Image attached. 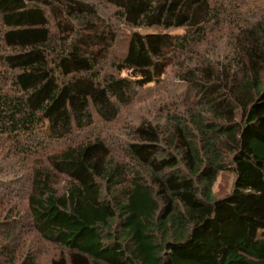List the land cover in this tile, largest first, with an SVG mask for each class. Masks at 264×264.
Here are the masks:
<instances>
[{"label": "trees", "instance_id": "16d2710c", "mask_svg": "<svg viewBox=\"0 0 264 264\" xmlns=\"http://www.w3.org/2000/svg\"><path fill=\"white\" fill-rule=\"evenodd\" d=\"M100 1L129 29L123 36L81 0H0V150L45 157L49 170L31 174L28 216L63 253L32 250L2 202L0 264H264V21L245 26L244 0ZM219 26L243 40L237 73L183 66L206 118H174L166 137L139 124L130 164L100 138L67 144L94 115L116 121ZM51 142L65 147L44 153ZM226 171L234 187L218 199ZM52 176L68 180L65 191Z\"/></svg>", "mask_w": 264, "mask_h": 264}, {"label": "rangeland", "instance_id": "374dc122", "mask_svg": "<svg viewBox=\"0 0 264 264\" xmlns=\"http://www.w3.org/2000/svg\"><path fill=\"white\" fill-rule=\"evenodd\" d=\"M81 1L95 6L103 17L109 19L113 26H116L119 36H123L129 31L124 22L115 18V9L109 4L100 0ZM243 3L246 4L244 11L249 10L250 12L245 21L248 24L245 26L264 21V0H244ZM226 7L228 9L223 12L224 17H228L230 12L229 4ZM234 30L236 27L229 30L224 26L216 28L204 42L195 48L194 53L183 56L174 62L161 84L140 90L138 98L129 107L122 110L116 121L106 124L94 115V125L83 130H76L67 140V144L79 145L100 138L108 144L115 160L128 162L125 157L126 144L132 139L134 128L139 124L150 122L160 129L163 137H166L173 126L170 121L174 118L189 123H195L191 119V114L201 113L206 118L205 110L199 103V95L191 85L184 81L183 72L186 71L185 67L202 68L211 62V66L217 69L221 67L237 73L238 62H240L239 42L243 40H237V34L240 33ZM44 144L48 146L44 153L65 147L62 142ZM6 152L7 150H0V204L4 202L5 207L13 210L16 222L14 226L18 227L19 236L32 250L41 253L44 259L63 254L59 247L45 243L35 233L28 216L27 200L31 190V174L36 169H45L46 172L49 170L45 167V157L3 159ZM128 168L135 169L131 165H128ZM142 173L146 177L149 176L146 171H142ZM52 179L60 193L65 191L68 186V180L65 177L52 176ZM234 181L235 175L232 171L221 173L213 188L216 198H223L229 194L234 187ZM155 236L159 242H164L166 239L159 232Z\"/></svg>", "mask_w": 264, "mask_h": 264}]
</instances>
